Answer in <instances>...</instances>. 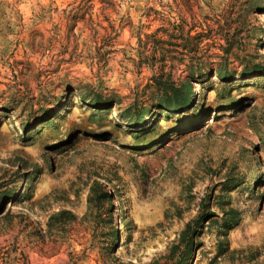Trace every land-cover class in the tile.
Instances as JSON below:
<instances>
[{"label": "rangeland", "instance_id": "obj_1", "mask_svg": "<svg viewBox=\"0 0 264 264\" xmlns=\"http://www.w3.org/2000/svg\"><path fill=\"white\" fill-rule=\"evenodd\" d=\"M0 264H264V0H0Z\"/></svg>", "mask_w": 264, "mask_h": 264}, {"label": "trees", "instance_id": "obj_2", "mask_svg": "<svg viewBox=\"0 0 264 264\" xmlns=\"http://www.w3.org/2000/svg\"><path fill=\"white\" fill-rule=\"evenodd\" d=\"M171 32V35H169ZM165 33V32H164ZM166 35L169 36V39L171 41H175V42H181L183 41L182 45H172L173 47L176 48H181L182 51L184 52V54L186 56H189V58L191 59V64L188 67V71H189V77L187 79L188 83H191L193 80L197 79V75H202L203 71L205 69V65L203 63L202 59H196L193 60V57L191 56H195L196 54H198L200 52V47H198V45H195L193 43L194 40H196V38L192 37L191 35H185L183 30H180L179 27L176 30H168L166 31ZM224 53V57H227L229 59V57H231L232 55V51L233 49L230 48H222L221 50ZM217 58H223L224 57H220V56H216ZM226 59V58H225ZM213 64H210L211 68ZM214 70L218 75L220 76H230V71L228 69V65H223L218 64V68L215 69H211V71ZM172 90H176L177 88L175 86H172ZM183 96L178 94L177 92H174L173 95H166V96H162L161 99L159 101H157V103L155 104V106L160 107V108H171L174 107L175 105H178L181 101H182Z\"/></svg>", "mask_w": 264, "mask_h": 264}]
</instances>
